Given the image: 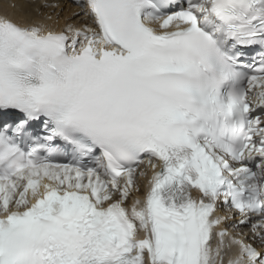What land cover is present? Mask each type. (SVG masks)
<instances>
[{
	"label": "snow or ice",
	"instance_id": "1",
	"mask_svg": "<svg viewBox=\"0 0 264 264\" xmlns=\"http://www.w3.org/2000/svg\"><path fill=\"white\" fill-rule=\"evenodd\" d=\"M74 2L0 11V264H264V0Z\"/></svg>",
	"mask_w": 264,
	"mask_h": 264
},
{
	"label": "bare ground",
	"instance_id": "2",
	"mask_svg": "<svg viewBox=\"0 0 264 264\" xmlns=\"http://www.w3.org/2000/svg\"><path fill=\"white\" fill-rule=\"evenodd\" d=\"M16 7L15 8H8L3 9L0 8V11H7V13L18 22L24 23L25 20L36 19L41 16V14H50L53 16L54 20L59 19L60 23L62 24L65 18H71L72 21L80 22V19L83 17V13H80V17L72 16V13L78 12L79 9L76 7V4L68 2V0H15ZM48 4H57L56 8H45L42 7L44 3ZM62 6H66V12L59 16L56 12ZM143 182V180H142Z\"/></svg>",
	"mask_w": 264,
	"mask_h": 264
},
{
	"label": "rangeland",
	"instance_id": "3",
	"mask_svg": "<svg viewBox=\"0 0 264 264\" xmlns=\"http://www.w3.org/2000/svg\"><path fill=\"white\" fill-rule=\"evenodd\" d=\"M66 10H67V7H66V6H62V7H60V8L58 9V12H56L57 15H58V17L61 16V15H63V14L66 12Z\"/></svg>",
	"mask_w": 264,
	"mask_h": 264
}]
</instances>
